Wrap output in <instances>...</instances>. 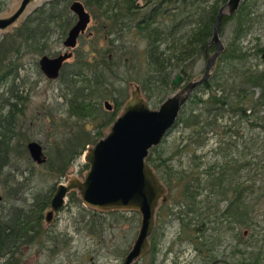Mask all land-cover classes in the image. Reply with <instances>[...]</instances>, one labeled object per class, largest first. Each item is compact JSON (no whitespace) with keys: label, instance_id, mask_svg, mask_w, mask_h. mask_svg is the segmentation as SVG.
<instances>
[{"label":"trees","instance_id":"16d2710c","mask_svg":"<svg viewBox=\"0 0 264 264\" xmlns=\"http://www.w3.org/2000/svg\"><path fill=\"white\" fill-rule=\"evenodd\" d=\"M73 1H80L86 10L90 11L87 10L89 13L94 14L95 19L99 21L97 31L104 34L107 44L103 48L93 47L88 53L86 49L76 47L74 60L64 65L57 80L65 113L69 117L81 120L91 118L95 123L94 131L79 128L62 146L57 145L49 154L48 169L53 174L51 176L57 179L66 174V169L82 155L86 146L102 136V130L114 121L117 111L127 100L126 86L135 80V77H132L133 73L140 78L144 91L142 88L141 90L146 93L147 97H144L148 101L154 92L162 95L164 91L172 88L171 79L175 73L183 74L188 81L190 75L187 70L195 63L196 58L199 56L207 59L210 50H214L213 46L207 45L212 37L218 10L227 2V0H47L35 8L12 34L4 35L0 40L1 81L11 77L12 84H15L13 82L18 79L21 69L19 60L23 55H47L51 52L48 40L52 34H57L59 40L62 39L76 21V16L69 9ZM2 7L3 1L0 0V11ZM250 7L252 5L250 6L248 0H243L235 14L222 16L219 33L223 34L229 20L232 19L234 23L231 37L217 58L214 74L194 89V92L199 89L205 90L206 96L193 93L172 128L179 132L190 129L192 134L190 136L197 137L194 140L195 144H202L199 139L201 134L206 132L205 127H209V130L214 129L218 125L217 119L229 114L230 111L236 117L245 115L244 102L249 87L262 89L257 103L264 104V70L257 71L248 63L249 53L240 44L242 37L253 25ZM128 38H137V41L131 43ZM138 41L143 42V47L138 46ZM259 51L260 49L256 53ZM216 70L220 74L215 75ZM15 87L10 88L9 97L4 99L6 111L0 112V186L4 195L11 197L22 194L19 191L22 180L28 181L32 174V170L28 171L29 177L20 175L18 178H22L19 180L21 182H16L18 179L15 168L9 169L17 152L24 156V153L21 154L23 150L19 151L14 141L19 135L18 122L24 113L27 96L22 92L21 95L13 93ZM106 100L113 102L114 109L111 112H106L101 107ZM225 132L231 133V129L228 128ZM173 146L176 148L171 151V156L182 154L187 145ZM220 151L219 149L218 152ZM164 154V145L161 143L149 150L146 162L156 171L169 192L172 190L173 182L179 185L177 213L172 211L171 214L177 219L186 238L193 241L199 254L212 251L217 237H204L209 230L208 220L212 213L207 210L210 199L206 198L203 201L204 209L201 207L202 202L198 200L201 191L208 187V182L205 181V185H201L203 183L198 175L193 176L195 172L191 168L174 169L173 165L169 164V161H172L170 155ZM225 156L227 155H224V159ZM261 157L264 159V154ZM193 158L196 159L195 156ZM232 161L233 159L226 158L227 163L221 166L220 171L208 177H212L209 181V192L227 201L224 210L215 214L216 217L212 221L216 224L212 228L214 233L219 231V221L226 219L233 222L234 225L231 226L233 228L236 224H246L250 220L251 206L244 196L245 192L250 191L254 194L257 189L230 180V175L240 170V165L232 167ZM248 164L246 161L243 166ZM84 166L88 167L87 164ZM193 166L198 168L201 162L194 160ZM23 172L21 171V174ZM54 191L55 185H52L45 195L36 193L33 201L26 204L23 209L14 207L10 211L0 213V264H19L23 257V246L29 247L41 238L43 211L49 207ZM231 192L233 194L230 197ZM69 196L71 200L80 202L78 197L74 198V193H69ZM260 197L256 196L255 202ZM132 212L138 214L135 210ZM157 213L156 226L150 236V246L145 255L149 259H155L157 224L160 218H168V201L159 207ZM193 233H196L197 237L193 238ZM56 239L57 236L51 238L52 241ZM52 250L55 252V248ZM207 258L210 264H228L227 261Z\"/></svg>","mask_w":264,"mask_h":264},{"label":"rangeland","instance_id":"374dc122","mask_svg":"<svg viewBox=\"0 0 264 264\" xmlns=\"http://www.w3.org/2000/svg\"><path fill=\"white\" fill-rule=\"evenodd\" d=\"M2 1L3 7L0 11V17L10 15L20 2V0ZM36 4L28 7L26 16L22 17L17 24L10 26L2 33L0 32V40L4 35L12 34L15 28L19 27L35 9ZM255 13L258 17L254 19L255 23L251 33H247L242 37L240 44L249 51L251 57L248 59V63L253 64L254 68L259 71L264 68V63L260 55H257L254 51L257 47L264 46V0L256 2ZM233 23L232 19L229 20L223 34L219 33L224 47L231 37ZM98 24L99 21L95 19L94 14H91L89 30L93 32V37L90 39L87 36H82L77 47H81L82 50L86 49L88 53L93 50V47L103 48L106 46L107 41L103 37L104 34L97 31ZM65 36L59 40L57 34H52L48 40L51 46L49 54L55 56L57 53L65 51L62 43ZM128 39L131 40V43H136L137 41V38ZM138 42V46L143 47V42ZM209 46L213 45L208 44L207 47ZM213 52L214 50H210L209 54ZM40 57L41 54H26L20 58L21 69L19 70L18 79L13 82L15 84H12L11 77L5 81L0 80V112H5L7 109L4 106V99L9 97L10 88L16 86L12 90L13 93L21 95L22 92V94L27 96L24 104V113L20 116L18 122L17 132L19 135L16 136L14 141L17 149L19 151L23 150L21 154L24 153V156L19 155V152H17L16 156L12 158V165L9 169L15 168L14 171L18 179L16 182L22 179L18 178L21 177L20 175L28 176V171L32 170L29 180H22L19 188L21 195L5 196L2 186H0V194L2 195L0 213L10 211L14 207L23 209L26 204L28 205L33 201L36 193L45 195L52 185H55L56 188L60 182L65 185L74 181L82 182L88 170V167L84 166L86 163L83 161V154L86 149L66 169V174L60 179L51 176L53 174L48 169L47 159L50 158L49 154L57 145L62 146L64 141L79 128L94 131L95 123L91 118L81 120L72 116L69 117L65 113L58 82L48 80L42 74L38 66ZM73 60L74 57L72 56L67 61L72 62ZM206 61V58L199 56L196 58L195 63L187 70L190 75L188 81L197 80L202 76ZM216 64L217 59L211 69L210 77L214 74ZM215 72V75L219 73L217 70ZM133 76L135 80H132V84L126 86L127 99L133 98V92L138 88L137 86L141 87L142 85L138 75L133 73ZM176 88L172 87L164 91L162 95L154 92L149 101L150 108H157L166 97L178 90ZM248 89L249 95L244 102L245 115L236 117L230 111L229 114L227 113L217 119L218 125L214 129L209 130V127H205L206 132L201 134V139H199L202 144H195L194 140L197 137L190 136L192 135L190 129L181 130L182 132L171 129L170 131L173 130V132H168L161 143L164 145V155H170L172 161H169V164L171 163L174 169L184 168L188 170L191 168L195 172L193 176L197 177L196 175H198L203 183L201 185L204 186V182L207 181L209 188V181H211L212 177H208L220 171L221 166L227 163L225 162L226 158L233 159L231 163L233 168L240 165L239 172H233L232 176L230 175V180H233V183L240 182L242 185L245 184L257 189L256 193L252 194L247 191L244 196L251 206L250 220L246 224H236L233 228H231L234 225L233 222H229L226 219L219 221V231L214 233L212 228L216 224L212 221H214L217 214L224 210L227 201L217 197L218 195L215 193L209 192L208 187L204 188L199 194L198 200L202 202L201 207L204 209L203 201L206 198L210 199L207 203L209 206L207 210L209 213L212 212L208 220V223L210 222V225H208L209 230L206 231L204 237H217V240L215 239L216 242H214L212 251L199 254L193 241L186 238L177 219L171 214L172 211L177 213L176 199L179 193V185L173 182L170 192L164 185L165 195L166 191H168V195L167 198L160 201L156 208L154 227L156 226V216L159 207L166 201H168L169 215L168 218H160L161 220L157 224L158 239L155 259L145 257L147 251L133 264H148L150 262H153V264H210V260L207 257L213 260L215 258V260L227 261L228 264H264V159L261 157L264 154V104L257 103V100L261 97V88L249 87ZM143 91L140 92V96L144 98L146 93ZM195 92L203 97L206 96L203 89ZM195 92L193 91L192 94ZM61 103L63 104L60 105ZM110 103V110L106 109L103 103L101 105L102 109L106 110V112H111L114 107L113 102L110 101ZM121 109L117 111V116ZM228 128L231 129V133L225 132ZM108 130L109 126L105 127L102 130V136L96 140L98 141L104 137ZM29 141H36L41 144L45 158L41 163H37L30 158L26 148V144ZM95 141L87 145L86 148L91 147ZM173 145H180L179 147H182V145L187 146L182 154L171 156V151L176 148ZM219 149L221 150L220 152H218ZM223 149L226 150L224 151ZM225 154L227 156L224 159ZM194 156L196 159L193 158ZM194 160L196 162L200 161L201 166L198 168L194 167ZM246 161L249 164L243 166ZM21 171L24 172L21 174ZM203 174L206 175L202 177ZM71 192L74 193V198L75 196L79 198L80 202L70 199L69 193ZM69 193L64 199V204L53 212L49 221L46 220L45 215L50 206L43 211L41 238L29 247L23 246V257L19 264H121L123 256L131 247L138 233L140 224L138 211V214L135 215V212H132L133 210L128 209H98L90 207L83 203L77 187L71 188ZM232 194L231 192L230 197ZM256 196H261L257 202L254 200ZM90 218H93V220L91 221ZM196 235V233H193V236H191L194 238L197 237ZM55 236H57L56 241H52L51 238ZM52 248H55V252H53Z\"/></svg>","mask_w":264,"mask_h":264},{"label":"water","instance_id":"95a60500","mask_svg":"<svg viewBox=\"0 0 264 264\" xmlns=\"http://www.w3.org/2000/svg\"><path fill=\"white\" fill-rule=\"evenodd\" d=\"M46 1L20 0L10 15L0 17V32L6 31L26 16L30 5L37 3L36 8ZM241 2L242 0H228L219 8L209 42V45L214 46V52L208 55L199 79L187 82L166 97L157 108H150L140 96L138 88L133 92V98L127 99L123 104L120 113L109 126L108 133L86 148L83 161L88 164V170L84 180L67 185L60 182L57 185L45 216L47 221L64 204L71 188L77 187L80 198L87 206L135 210L140 214L138 233L121 264H133L148 251L155 225V211L160 201L165 199V187L156 171L146 162V157L149 150L159 145L174 127L194 89L210 77L216 59L224 50L219 37L222 16L234 14ZM69 9L76 16V21L68 29L62 42L67 50L52 57L42 55L38 60L39 69L47 79L58 77L63 62L72 56L70 50L77 46L79 36L86 31L91 20L90 13L80 1H73ZM261 57L264 62V52ZM181 80L182 75L175 73L171 79L172 86L177 87ZM103 105L106 109H111L109 101H104ZM26 147L32 160L37 163L44 161L40 143L29 141Z\"/></svg>","mask_w":264,"mask_h":264},{"label":"flooded vegetation","instance_id":"af4514ba","mask_svg":"<svg viewBox=\"0 0 264 264\" xmlns=\"http://www.w3.org/2000/svg\"><path fill=\"white\" fill-rule=\"evenodd\" d=\"M258 0H248V2L250 3V6L252 5V7H250V11H251V13H250V18H251V20H253V25H254V23H255V21H254V19L255 18H257L258 16H257V14L255 13V4H256V2H257ZM241 4V3H240ZM239 8V7H238ZM238 10V9H237ZM236 10V11H237ZM236 11H235V13H236ZM234 13V14H235ZM253 25H252V28H253ZM251 28V29H252ZM248 33H251V30L248 32ZM82 36H87V37H89L90 39L93 37V32L91 31V30H89V26H88V28L86 29V31L83 33V34H81L80 36H79V38H78V40H77V46H78V44H79V39L82 37ZM63 42V41H62ZM76 46V47H77ZM76 47L74 48V49H72V50H70L71 52H72V56L74 57V54H75V49H76ZM258 49H260V51H259V55H260V57H261V55H262V53L264 52V46L263 47H261V46H259V47H257L256 49H255V53L257 52V50ZM67 49L65 48V51H66ZM247 50V49H246ZM64 51V52H65ZM247 52L249 53V51L247 50ZM61 52H59V53H57L56 55H58V54H60ZM63 53V52H62ZM257 54V53H256ZM257 54V55H258ZM42 55H46V54H42ZM41 55V56H42ZM48 56H50V57H52V56H54V55H51V54H47ZM55 55V56H56ZM71 56V57H72ZM249 57H251L250 55H249ZM261 60H262V57H261ZM263 61V60H262ZM68 61H64L63 62V64H62V66H61V68H60V71H59V74H58V77L56 78V79H53V80H55V81H57L58 79H59V77H60V74H61V71H62V69L64 68V65L67 63ZM264 63V62H263ZM253 65V64H252ZM253 68H254V65H253ZM254 69H256V68H254ZM257 70V69H256ZM262 70H264V68L262 69ZM262 70H259V71H262ZM258 71V70H257ZM182 75V80H181V82H180V84L177 86V88L176 89H180V88H182L187 82H189V81H192V80H189V81H186L185 80V78H184V75L183 74H181ZM46 78V77H45ZM173 78V77H172ZM47 79V78H46ZM48 80H52V79H48ZM235 81H237L236 79H235ZM171 86H172V84H171ZM138 87V89L140 90V92L142 91L141 90V87H139V86H137ZM173 87V86H172ZM175 88V87H174ZM247 95H249V89L247 90ZM146 97V96H145ZM143 98L147 103H148V105L150 106V104H149V101L146 99V98ZM110 105H111V103H110ZM160 105V104H159ZM158 105V106H159ZM50 206V205H49ZM46 216V215H45Z\"/></svg>","mask_w":264,"mask_h":264},{"label":"bare ground","instance_id":"6f19581e","mask_svg":"<svg viewBox=\"0 0 264 264\" xmlns=\"http://www.w3.org/2000/svg\"><path fill=\"white\" fill-rule=\"evenodd\" d=\"M91 17V16H90Z\"/></svg>","mask_w":264,"mask_h":264}]
</instances>
